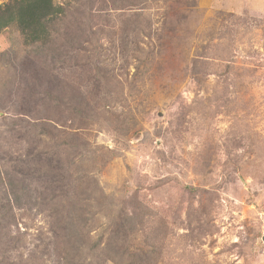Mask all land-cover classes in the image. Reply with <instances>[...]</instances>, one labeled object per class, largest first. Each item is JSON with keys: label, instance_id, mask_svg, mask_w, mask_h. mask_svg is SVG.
I'll return each mask as SVG.
<instances>
[{"label": "rangeland", "instance_id": "374dc122", "mask_svg": "<svg viewBox=\"0 0 264 264\" xmlns=\"http://www.w3.org/2000/svg\"><path fill=\"white\" fill-rule=\"evenodd\" d=\"M54 3L0 33V264H264V0Z\"/></svg>", "mask_w": 264, "mask_h": 264}, {"label": "trees", "instance_id": "16d2710c", "mask_svg": "<svg viewBox=\"0 0 264 264\" xmlns=\"http://www.w3.org/2000/svg\"><path fill=\"white\" fill-rule=\"evenodd\" d=\"M59 12L54 0H11L0 5V33L17 24L28 44L42 43L49 37V20ZM8 264L16 263L8 261Z\"/></svg>", "mask_w": 264, "mask_h": 264}]
</instances>
